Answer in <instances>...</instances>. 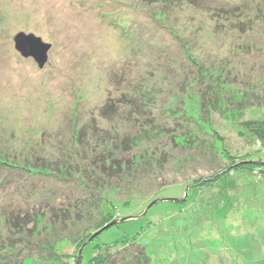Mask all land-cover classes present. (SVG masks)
I'll list each match as a JSON object with an SVG mask.
<instances>
[{"label":"rangeland","instance_id":"1","mask_svg":"<svg viewBox=\"0 0 264 264\" xmlns=\"http://www.w3.org/2000/svg\"><path fill=\"white\" fill-rule=\"evenodd\" d=\"M21 32L52 45L44 69L15 50ZM125 32L137 38L133 46ZM208 69L216 75L222 69L226 79L213 80ZM209 86L256 104L229 110L223 104L211 121L203 103ZM262 97L264 0H0V153L19 169L3 174L14 181L7 177L0 189V209L40 207L44 199H61L58 187L73 192L71 198L89 197L91 190L78 185L89 182L80 168L89 169L101 151L114 152L119 137L142 135L132 152L141 157L140 184L182 183L118 203L114 215L133 219L109 229L103 230L109 223L94 228L92 203L77 208L86 214L79 227L64 230L41 219L30 226L34 241L46 238L74 264L82 248L81 264H88L97 247L119 251L133 241L153 264H264V167L259 176L241 169L229 174L234 160L264 153L260 143L250 147L239 136L241 121L264 119ZM111 101L116 113L106 118L102 110ZM60 156L72 171L49 168ZM34 162L41 172L29 173ZM217 175L224 177L215 186L183 183ZM6 227L0 217V239L27 238ZM77 240L85 241L80 249Z\"/></svg>","mask_w":264,"mask_h":264},{"label":"trees","instance_id":"2","mask_svg":"<svg viewBox=\"0 0 264 264\" xmlns=\"http://www.w3.org/2000/svg\"><path fill=\"white\" fill-rule=\"evenodd\" d=\"M109 13L106 15H109ZM110 16L112 17L114 15ZM122 35L126 40L128 37H130L127 32L122 33ZM134 40H137V38ZM134 40L132 41V37L129 38L128 42L131 46H133V42H135ZM149 40L150 39H147V37L143 36L140 39V43L148 48L151 45ZM177 41L182 45L183 48H188V44L182 38H178ZM136 44H138L139 47H142V45L140 46L139 43ZM189 58L197 66H200L196 58H193L190 55ZM207 71L209 72L207 73V75H211L213 80H220L223 78L226 79L222 69L219 71L218 75L213 74L210 69H208ZM201 75L204 77L205 73H201ZM223 94L224 93L220 92L213 86H209L204 90L203 103L204 105H206V113L210 116L206 118H210L211 121L213 120L212 117L216 113H221L220 111L223 107V104L227 105V110H229L231 107L234 108L236 105H249V107H251L255 103L251 98H247L243 101V96L242 99L239 100L236 97ZM260 100L264 101V97H262ZM112 102L113 101L106 104L105 108L102 110V115L106 118H108V116H110L112 113H116V107H113L114 102ZM229 104H232V106H230ZM141 136L129 135L122 138L119 137L116 141H114V152L108 151L107 149L97 154L95 159L92 161V165L90 166L91 170L86 166L84 168H80V170L83 169L82 175L86 171H88L84 176L88 178L89 182L87 183L86 181H81L78 182L79 184H76H78L82 188H85L87 192L91 190V195L89 194V197L87 196L82 200L80 194V196L78 195L75 198H71L73 192H71L69 189L64 191L60 189V187H58V192H55V194H57L58 198L60 197L61 199H57L55 201L51 199H44L40 203V207L36 206L35 204H33L32 206L29 203H21V205L19 206L8 203L7 207H1L0 217L3 218L4 222H6V228H8L9 230H11L12 228L16 233L15 235H17L18 237H23V235L27 234V238L25 240L22 238L19 240L17 238L15 241L13 239H9L7 240L9 242L4 239H0V264H25L26 261L31 260V258H33L35 254L39 256L37 257V262L35 264H74V262H76V259H72L73 256H69V254L65 253L59 254V252L55 248L56 246L52 245L51 242H48L46 238H44L46 239L45 241L44 239H40L37 240L38 243L35 242V235H33L34 227L30 226L36 227L39 220H45L48 218L49 220L47 221L60 223V225L63 226L62 229L64 230H67L70 224L74 225L75 223L77 224V222L79 224L75 226L79 227L82 224L80 223V221L82 220L80 216L84 215L85 217L86 214H83L84 212H80V210L77 208L81 204L92 203V209H94L92 210V212L95 213L94 216L98 219L95 223L94 228L100 229L107 223L110 224L114 221L120 220L114 215L115 210H117L118 208V203L122 202L126 205H129L133 202V200H136V198L142 199L143 201L152 196V194H154L158 190L167 188L174 184L182 183L169 181V183L167 184L158 183L156 186L155 184H153L155 183L154 181H149L147 184V188L141 185L142 181L144 180H142L143 175H140V173L142 172V163H140L141 157L139 159L137 154L132 155V152L136 149L137 145L145 141ZM217 136L221 138L219 134H217ZM239 136L243 138L250 147H253L257 142L260 143L259 145H261V149L264 152V119H247L241 121ZM130 148H132V150H130ZM258 155V158H242L241 160H234L233 163L235 164L230 168L231 171L229 172V174L234 173L235 170L241 169L244 171L247 170L248 173H252L254 176H259L262 172V168L264 167V153ZM142 157L144 158V153L142 154ZM61 158L63 157L60 156V158H58L60 159L59 161H57V159V162L52 163L49 166L52 171H59L69 166L67 157L62 160ZM5 160L7 161L8 157H4L0 153V189L6 187V184H4V182L7 177L8 179H13V174L4 176V172H6V170L10 171L8 168L19 170L18 168H15V166H11L7 162H5ZM41 161L42 166H46V164L49 163L45 158L41 159ZM37 163L34 162L33 165H29L27 169L29 173L34 174L41 172L40 170H38V167L40 165ZM42 168L44 170H47L46 167ZM66 169L72 171L74 169V165ZM89 171H92V174H90ZM93 174H96L97 177ZM65 176L68 177L69 175ZM217 176L218 177L205 180L202 182V184L198 185H195L194 180H187L183 183H192L194 185L193 187L206 188L209 186H215L218 181L224 177H220L221 175ZM21 178L22 180L24 179L23 177ZM69 180L74 181L73 178H69ZM8 181L13 182L14 179ZM63 182L68 181L65 180ZM154 186L157 188L153 189ZM17 190L21 191V188L18 187ZM0 193L3 192L0 191ZM1 196H4V193ZM217 198L219 197L217 196ZM70 199H75L77 201V204L72 207V200ZM8 202L11 201L8 200ZM157 202L158 201H155L150 206H153ZM104 207H109V209L104 210ZM48 208L50 209V211H48ZM49 212L51 214V217L49 216ZM90 232L85 233L84 237L89 238L91 236ZM78 237V239H80V236ZM83 242L85 241L77 240V246H79L77 249L81 248ZM130 246L132 247V249H129ZM104 250L105 252H102ZM104 250H100V248L98 249L97 247L95 255L90 259L88 264H153L152 258L149 256L147 249L143 245H140L135 241L129 243L124 249L119 251H113V249H111L109 246H107V248ZM83 251L84 249L82 250V253L80 255L81 259L80 261H78V264L82 263Z\"/></svg>","mask_w":264,"mask_h":264},{"label":"water","instance_id":"3","mask_svg":"<svg viewBox=\"0 0 264 264\" xmlns=\"http://www.w3.org/2000/svg\"><path fill=\"white\" fill-rule=\"evenodd\" d=\"M15 50L23 56L25 59H32L38 65L39 69H44L48 62V52L52 48L51 44H47L43 39L35 34H26L21 32L14 37ZM181 202V201H176ZM151 207V206H150ZM133 218H125L117 220L107 225L103 230L110 228L111 226L132 220ZM84 248H82L83 250ZM82 251H80L81 255Z\"/></svg>","mask_w":264,"mask_h":264}]
</instances>
